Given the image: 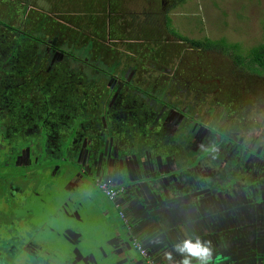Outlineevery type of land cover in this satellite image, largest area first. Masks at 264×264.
<instances>
[{
  "label": "flooded vegetation",
  "instance_id": "flooded-vegetation-1",
  "mask_svg": "<svg viewBox=\"0 0 264 264\" xmlns=\"http://www.w3.org/2000/svg\"><path fill=\"white\" fill-rule=\"evenodd\" d=\"M97 1L102 0L79 3L91 7ZM116 14H90L92 21H85L94 48L90 59L61 53L52 44L77 46L86 29L81 21L69 40L38 39L46 53L38 67L22 69L27 77L17 76V53H0V264L118 263L113 254L120 239L138 238L141 201L126 180L118 185L106 169L113 159L117 166L118 157L126 159L131 179L139 177L141 162L164 167L170 181L160 191L172 183L187 194L184 202L199 198L208 209L213 203L206 213L218 211L220 222L209 228L228 233V243L235 240L247 250L237 253L236 264H259L262 253L254 259L253 249H264V101L253 90L252 100H239L243 94L235 87L208 89L207 81L195 94L176 81L168 84L178 79L188 85L198 73L186 69L178 75L176 54L171 69L158 62L155 46L148 50L144 40L154 35L156 24ZM107 40L127 52H115ZM99 62L110 66L100 69ZM51 78L69 82L64 96L70 101L57 116L53 90L59 86L50 89ZM199 92L206 107L198 112ZM102 183L114 190L112 198L100 189ZM146 197L154 211L161 210L156 198ZM241 228L246 243L240 242ZM134 247L146 256L143 243L135 240Z\"/></svg>",
  "mask_w": 264,
  "mask_h": 264
},
{
  "label": "rangeland",
  "instance_id": "rangeland-1",
  "mask_svg": "<svg viewBox=\"0 0 264 264\" xmlns=\"http://www.w3.org/2000/svg\"><path fill=\"white\" fill-rule=\"evenodd\" d=\"M24 1L28 4L25 10L22 4H17L13 0H0V11L3 9L5 14L10 13L14 16L12 20L15 26L20 25L21 28L26 30H33L34 35L39 36V39L46 40L45 42L47 43L56 37L58 27L55 23H64L58 18V16H61V11L69 13L72 17H81L80 12H82L81 14L86 19H81L79 25L86 29L77 38L78 45L72 47L67 43L62 46L58 41L52 44L56 45V48H59V50L62 49L64 52L73 53L83 60L90 59L89 55L93 52L94 48H91L90 28H87L89 24L85 21H92L89 19L90 12L92 9L95 11L96 7H83L76 0H72L70 5H66V0ZM119 1L122 2L121 0ZM145 2L147 6L153 4L155 7L150 9L149 7H145L146 10L149 9L146 12L128 13V18L136 23H149L151 21V23L156 24L154 35L144 39L147 43L146 48L150 50L151 46H155V51L158 52V55H155L156 57L158 56V62L168 65L169 69L173 66L172 54H176L175 64L178 66V75H183L186 69H193L195 73H198L191 78L194 81L188 78L190 82L188 85L185 82L178 81V79L167 81L168 84L176 81L181 88L184 90H194L192 94H195V92L197 93L201 89L200 85L202 82L205 83L207 81L209 83L208 89L217 90L219 88L222 91L224 87H235L238 94L240 92L243 94L239 100H252L253 98L250 95L253 90L258 94L257 100L260 101L259 103L261 104L262 100L264 101V74L254 77L247 72L241 73V68L246 71L247 66H236L234 64L232 50L224 49V51L217 52L195 50L180 40V38L199 41L209 39L214 42L219 41L222 44L225 41L227 44L238 45V54L246 55L251 48L264 45V0H145ZM142 7L144 8V6ZM85 8L90 10L84 11L83 9ZM87 12H89L88 15ZM125 13L121 10L116 16L121 17ZM98 15V18L102 17V15ZM63 25L68 29L72 28L70 29V33L73 34V26H70V24ZM92 25L94 26V24ZM140 33H142V30ZM136 35L131 34L133 38L137 37ZM105 42L104 44L112 47L110 49L115 52H127V47H124L118 41L107 40ZM37 46L42 48L39 44ZM139 52L143 53L144 48L140 47ZM56 58L61 59L59 56ZM88 62L91 63V61ZM99 63H101L99 65L100 69L109 68L110 66L108 64L109 61L108 63ZM183 77L185 76L181 78ZM40 79L42 78L40 77ZM176 88L177 86H175ZM198 94V106H196V109L199 112L202 110V106L206 107V104L202 103L200 105V99L202 100L201 92ZM176 95H180L179 92ZM231 95H234L233 91ZM206 100L208 102L212 100V94ZM257 115H259L258 112ZM145 120L151 121V117L145 116ZM65 166H67V163L62 167Z\"/></svg>",
  "mask_w": 264,
  "mask_h": 264
},
{
  "label": "water",
  "instance_id": "water-1",
  "mask_svg": "<svg viewBox=\"0 0 264 264\" xmlns=\"http://www.w3.org/2000/svg\"><path fill=\"white\" fill-rule=\"evenodd\" d=\"M118 159L119 157L116 158L117 166L114 163L111 165L113 159L107 163L106 169L111 170V175L117 178L118 185L126 180L130 184V191L136 190L141 201L139 202V223L137 224L138 238L120 239L117 250L113 254L115 255L114 259L118 258L120 261L115 264H146L144 260L148 261V264H171L170 256L179 259V261L171 260L172 264H180L183 257H187L190 264H236L237 253L241 250L247 252L235 240L228 243L227 240L231 236L228 233L221 229L209 228L212 223L220 222L218 211L206 213L207 210L214 207L213 203L209 205L208 209L205 202L199 198L192 197L188 202H184V197L187 194L172 183L167 187V191H160L163 181H170V177L166 176V168L154 169L153 166L141 162L136 169L139 177L131 179L126 159ZM148 194L159 201L161 210L154 211L150 207V204L146 202ZM172 211H174L173 214ZM132 213H135V210ZM237 233L241 234L239 235V239L241 236L240 242L246 243L243 239V228ZM135 240L145 245V257L141 256L134 247ZM186 245L208 249L209 253L194 256L188 251ZM164 246L170 247L172 251L165 250ZM263 252L264 249L260 251V246L253 249L254 259L262 253L259 264H264Z\"/></svg>",
  "mask_w": 264,
  "mask_h": 264
},
{
  "label": "trees",
  "instance_id": "trees-1",
  "mask_svg": "<svg viewBox=\"0 0 264 264\" xmlns=\"http://www.w3.org/2000/svg\"><path fill=\"white\" fill-rule=\"evenodd\" d=\"M17 2V4H22L24 6V10L28 7L27 2H23L20 0H13ZM28 1V0H27ZM72 3L71 0H67L66 5H70ZM23 10V11H24ZM44 13L43 11H41ZM47 13V11H45ZM38 14V11H37ZM61 16H58L60 20H62L63 24H70L72 26H75L77 22L81 21V19H86L83 16H77L72 17L69 13L60 12ZM13 17L10 13L5 14L3 9L0 11V53H17L18 54V74L17 76L20 77H27V74L22 71V69H30V68H36L38 67V58L40 59L41 54L46 53L45 50H41L40 47L37 46V44L40 45L38 42V39L40 38L37 35L33 34V30H26L24 28H21L20 25L15 26L13 22ZM46 18V16H45ZM90 20H92L89 17ZM63 24H57L55 25L58 27L56 37L61 39V42H64L63 40H69L71 39L72 35L70 33V29L65 27ZM17 25V24H16ZM15 26V27H14ZM33 31V32H32ZM33 34V35H31ZM55 36V34H54ZM180 38V37H179ZM63 39V40H62ZM185 43H188L192 45L195 48H201V49H227L233 51L234 55V62L237 66L245 65L247 66V70L254 72L256 71L258 75H261L264 72V45H258L256 47H253L250 49V51L246 55H239L238 54V45L234 44H227L224 41V44L217 41H211L209 39H205L202 41L199 40H188L184 38H180ZM47 51L49 52L50 49L49 46L47 47ZM58 50V49H57ZM52 53V51H50ZM61 53H65L62 49L59 50ZM38 55V56H37ZM35 56H37L35 58ZM28 62L33 63L32 66L28 64ZM36 62V63H34ZM55 69H66V66L63 65H56L54 66ZM40 79V77H39ZM41 83V82H39ZM49 88L54 89L55 87L52 86V84H57L59 87L54 89V95L56 94V97L54 98V115L57 116L59 114V109L64 108L67 106L68 101H70L69 98H66L64 95H68V92L64 93V90H67L68 88H65V86H69V82L66 78H63L61 81H58L56 78H51L49 81ZM47 85V84H46ZM55 85V86H57ZM24 89V88H22ZM20 88V90L22 91ZM36 89V88H35Z\"/></svg>",
  "mask_w": 264,
  "mask_h": 264
},
{
  "label": "crops",
  "instance_id": "crops-1",
  "mask_svg": "<svg viewBox=\"0 0 264 264\" xmlns=\"http://www.w3.org/2000/svg\"><path fill=\"white\" fill-rule=\"evenodd\" d=\"M121 1L122 2H120L119 0L97 1V2L93 3L94 7H96L95 11H93V9H92L90 13L92 15H94L96 18L97 16H99L98 14H100V15L105 14L106 15V13H108V12L116 13V12H119L122 10L123 12H127V13H139V12H146L150 8L155 7L153 4H150L147 6V3L145 2V0H125V1L121 0ZM76 2L79 3L80 0H76ZM66 3H67V0H66ZM142 6H144V8ZM145 7H149V9L146 10ZM86 10L89 11L90 9H86ZM171 213L173 214L174 211H172ZM131 219H132V216H131ZM137 232L139 233L138 230H137ZM147 249H148V247H147ZM164 249L167 251H172L170 247L164 246ZM173 251H174V249H173ZM169 258H170L171 264L173 263L172 261H179V259L177 257L170 256Z\"/></svg>",
  "mask_w": 264,
  "mask_h": 264
},
{
  "label": "clouds",
  "instance_id": "clouds-1",
  "mask_svg": "<svg viewBox=\"0 0 264 264\" xmlns=\"http://www.w3.org/2000/svg\"><path fill=\"white\" fill-rule=\"evenodd\" d=\"M186 247L188 248V251L192 253V255H198L196 253H194L193 251H191V248L195 247V248H199L201 250V254L207 255L209 253L208 249H201L199 246H192V245H186ZM200 255V254H199ZM180 264H190L189 260L187 257H183L180 261Z\"/></svg>",
  "mask_w": 264,
  "mask_h": 264
},
{
  "label": "built area",
  "instance_id": "built-area-1",
  "mask_svg": "<svg viewBox=\"0 0 264 264\" xmlns=\"http://www.w3.org/2000/svg\"><path fill=\"white\" fill-rule=\"evenodd\" d=\"M99 187H100V189L104 192V194H105L106 197H108V198H112V197H113V195H114V190L111 189V188H109V187L107 186V184L102 183V184L99 185ZM141 254H142V255H145V254H144V251H141Z\"/></svg>",
  "mask_w": 264,
  "mask_h": 264
},
{
  "label": "snow or ice",
  "instance_id": "snow-or-ice-1",
  "mask_svg": "<svg viewBox=\"0 0 264 264\" xmlns=\"http://www.w3.org/2000/svg\"><path fill=\"white\" fill-rule=\"evenodd\" d=\"M191 251H193L194 253H196L198 255L201 254V250L199 248L193 247V248H191Z\"/></svg>",
  "mask_w": 264,
  "mask_h": 264
}]
</instances>
